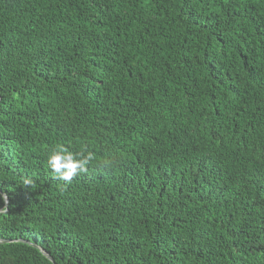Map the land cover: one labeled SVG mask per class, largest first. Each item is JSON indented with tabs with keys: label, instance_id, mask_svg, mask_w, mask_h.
<instances>
[{
	"label": "trees",
	"instance_id": "obj_1",
	"mask_svg": "<svg viewBox=\"0 0 264 264\" xmlns=\"http://www.w3.org/2000/svg\"><path fill=\"white\" fill-rule=\"evenodd\" d=\"M58 145L92 155L71 181ZM0 240V264H264V0H0Z\"/></svg>",
	"mask_w": 264,
	"mask_h": 264
},
{
	"label": "clouds",
	"instance_id": "obj_2",
	"mask_svg": "<svg viewBox=\"0 0 264 264\" xmlns=\"http://www.w3.org/2000/svg\"><path fill=\"white\" fill-rule=\"evenodd\" d=\"M92 159L89 153L83 152L70 153L63 146H57V149L48 156L49 167L65 181H71L72 177L78 171H84L85 165Z\"/></svg>",
	"mask_w": 264,
	"mask_h": 264
},
{
	"label": "water",
	"instance_id": "obj_3",
	"mask_svg": "<svg viewBox=\"0 0 264 264\" xmlns=\"http://www.w3.org/2000/svg\"><path fill=\"white\" fill-rule=\"evenodd\" d=\"M0 241H2V240H0ZM49 257V256H48Z\"/></svg>",
	"mask_w": 264,
	"mask_h": 264
}]
</instances>
